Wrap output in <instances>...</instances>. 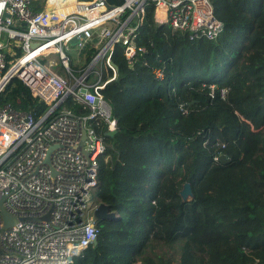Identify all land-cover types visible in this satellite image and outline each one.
Returning a JSON list of instances; mask_svg holds the SVG:
<instances>
[{"label": "trees", "instance_id": "16d2710c", "mask_svg": "<svg viewBox=\"0 0 264 264\" xmlns=\"http://www.w3.org/2000/svg\"><path fill=\"white\" fill-rule=\"evenodd\" d=\"M209 1L224 27L214 40L157 27L148 10L137 39L146 52L129 66L114 48L116 77L101 94L116 129L92 124L105 146L97 204L114 217L71 264H264V0ZM96 52L88 43L75 68ZM3 105L35 119L48 109L17 80ZM185 183L193 197L183 201Z\"/></svg>", "mask_w": 264, "mask_h": 264}, {"label": "built area", "instance_id": "2783aa9c", "mask_svg": "<svg viewBox=\"0 0 264 264\" xmlns=\"http://www.w3.org/2000/svg\"><path fill=\"white\" fill-rule=\"evenodd\" d=\"M48 1L0 0V94L17 80L48 107L37 119L10 105L0 107V201L17 219L4 228L0 213V264H71L96 241L90 196L99 189L98 158L105 146L92 124L103 123L109 133L116 129L101 90L116 77L111 62L116 46L129 66L146 52L137 39L147 11H153L155 26L186 33L189 40H214L224 28L209 0ZM96 9L101 11L93 13ZM73 37L78 41L69 46ZM88 43L97 52L76 74L68 47L81 57ZM103 68L110 71L105 79ZM152 74L164 80V69ZM68 99L88 114L75 115L64 104ZM80 143L86 155L76 150ZM53 145L48 167L44 159Z\"/></svg>", "mask_w": 264, "mask_h": 264}, {"label": "water", "instance_id": "95a60500", "mask_svg": "<svg viewBox=\"0 0 264 264\" xmlns=\"http://www.w3.org/2000/svg\"><path fill=\"white\" fill-rule=\"evenodd\" d=\"M77 41H78L77 37H73L72 39L68 41V45L74 46L77 43ZM84 139H85V133L83 132L82 141ZM55 149H57V146L53 145L49 147L46 152L44 164L47 165L48 167L50 166V156ZM76 150L83 153V155H86L85 151L81 147V143L76 147ZM217 161L222 164H226L229 162V158H227L225 155H220L217 158ZM51 173L54 174V171L51 170ZM179 195L183 201L193 197L190 185L188 183L183 184L182 189L179 192ZM0 213H1L2 220H3L4 228L10 227L17 222L16 218H13L12 216H10L9 214L5 212V210L3 209L1 205V201H0ZM113 217L114 215L108 211V207L102 203H99L95 206V208L92 211V215H91L92 222H94L95 224H97V222H100V221L113 219ZM95 243L96 241L94 242V244Z\"/></svg>", "mask_w": 264, "mask_h": 264}, {"label": "rangeland", "instance_id": "374dc122", "mask_svg": "<svg viewBox=\"0 0 264 264\" xmlns=\"http://www.w3.org/2000/svg\"><path fill=\"white\" fill-rule=\"evenodd\" d=\"M67 53L72 59L71 68L73 70H76V74H78L77 72L79 71V69L77 70L75 68V66L79 65V63H80V60H79L80 53L78 52V49L75 47H68ZM95 70L97 71V68H95ZM97 197H98V195H97L96 191H93L91 196H90V204H95L97 202Z\"/></svg>", "mask_w": 264, "mask_h": 264}, {"label": "crops", "instance_id": "0c3cea01", "mask_svg": "<svg viewBox=\"0 0 264 264\" xmlns=\"http://www.w3.org/2000/svg\"><path fill=\"white\" fill-rule=\"evenodd\" d=\"M52 1H53V0H49V1H48V3H50V4H48V5H51ZM52 53H54V52L52 51ZM14 55H16V53H15V52H14V53H12V57H14V58H15V56H14Z\"/></svg>", "mask_w": 264, "mask_h": 264}, {"label": "bare ground", "instance_id": "6f19581e", "mask_svg": "<svg viewBox=\"0 0 264 264\" xmlns=\"http://www.w3.org/2000/svg\"><path fill=\"white\" fill-rule=\"evenodd\" d=\"M52 8H53V7H52ZM100 11H101V10H99V9H96V10H94V12H93V13H97V12H100ZM93 13H92V14H93ZM51 52H52V51H51ZM53 52H54V51H53ZM14 56H15V58H16V55H14ZM12 58H14V57H12ZM15 58H14V59H15Z\"/></svg>", "mask_w": 264, "mask_h": 264}, {"label": "clouds", "instance_id": "9594fccd", "mask_svg": "<svg viewBox=\"0 0 264 264\" xmlns=\"http://www.w3.org/2000/svg\"><path fill=\"white\" fill-rule=\"evenodd\" d=\"M97 193V192H96ZM97 200H98V198H97ZM95 205H97V202L95 203Z\"/></svg>", "mask_w": 264, "mask_h": 264}]
</instances>
